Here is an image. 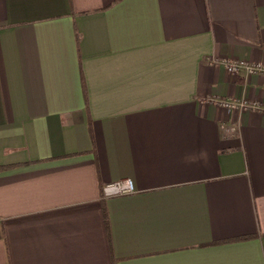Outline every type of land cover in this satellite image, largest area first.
Returning a JSON list of instances; mask_svg holds the SVG:
<instances>
[{"label": "crops", "instance_id": "1", "mask_svg": "<svg viewBox=\"0 0 264 264\" xmlns=\"http://www.w3.org/2000/svg\"><path fill=\"white\" fill-rule=\"evenodd\" d=\"M224 59L264 0H0V264H264V112L219 102L264 73Z\"/></svg>", "mask_w": 264, "mask_h": 264}, {"label": "built area", "instance_id": "2", "mask_svg": "<svg viewBox=\"0 0 264 264\" xmlns=\"http://www.w3.org/2000/svg\"><path fill=\"white\" fill-rule=\"evenodd\" d=\"M227 70L235 75L245 72L247 74L264 73L263 63H251L244 60H229L224 59L222 61ZM221 105L226 107L228 110H257L264 112V107L257 103H251L246 100H220ZM135 191V185L132 179H126L110 183L105 187V194L107 196L123 195L133 193Z\"/></svg>", "mask_w": 264, "mask_h": 264}, {"label": "trees", "instance_id": "3", "mask_svg": "<svg viewBox=\"0 0 264 264\" xmlns=\"http://www.w3.org/2000/svg\"><path fill=\"white\" fill-rule=\"evenodd\" d=\"M84 92H85V96H86V98H88L86 88H85V91H84ZM0 168H4V166H2V167H0ZM105 220H106V222H107V224H108V215H107L106 212H105ZM247 237H249V236L240 237V238H238V239H244V238H247Z\"/></svg>", "mask_w": 264, "mask_h": 264}]
</instances>
